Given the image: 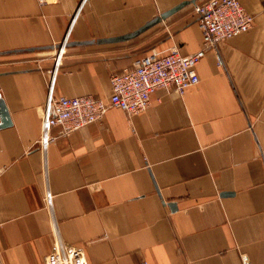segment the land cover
I'll use <instances>...</instances> for the list:
<instances>
[{"label":"crops","instance_id":"obj_1","mask_svg":"<svg viewBox=\"0 0 264 264\" xmlns=\"http://www.w3.org/2000/svg\"><path fill=\"white\" fill-rule=\"evenodd\" d=\"M182 1L0 0V264H44L56 237L87 264H264V0H239L252 26L205 50L184 92L38 144L50 93L107 100L150 48L200 49L195 3L97 41Z\"/></svg>","mask_w":264,"mask_h":264},{"label":"built area","instance_id":"obj_2","mask_svg":"<svg viewBox=\"0 0 264 264\" xmlns=\"http://www.w3.org/2000/svg\"><path fill=\"white\" fill-rule=\"evenodd\" d=\"M193 9L202 31L200 49L183 54L176 46L150 48L138 55L130 68L110 75V96L107 100L91 94L64 96L50 93L38 144L45 149L57 137L100 120L111 107L130 115L142 112L150 106L151 94L158 88L173 87L179 93L184 92L198 82L196 64L205 50L248 30L254 21V16L245 10L239 0H198ZM54 127L57 128L55 132ZM45 199L49 203V193ZM43 263L87 264L88 261L83 246L56 237Z\"/></svg>","mask_w":264,"mask_h":264},{"label":"water","instance_id":"obj_3","mask_svg":"<svg viewBox=\"0 0 264 264\" xmlns=\"http://www.w3.org/2000/svg\"><path fill=\"white\" fill-rule=\"evenodd\" d=\"M197 0H184L182 2H180L179 4H176L175 6H173L172 8L161 12L160 14H158L157 16L153 17L152 19L148 20L146 23H144L142 26H140L139 28L135 29L134 31L127 33L125 35L122 36H116V37H108V38H101L99 40H97L98 42H114V41H122V40H126L132 37H135L137 35H139L140 33L144 32L145 30L149 29L150 27L156 25L157 23L163 21L164 19H166L167 17H169L170 15H172L173 13H175L176 11H178L179 9H181L182 7H184L187 4L190 3H195ZM73 43L75 44H79V43H83V42H63L62 44H58L55 47H60L63 45L69 46L72 45ZM53 47V46H51ZM31 50H33V48H31ZM21 50H14V52H19ZM12 121L10 118V114L7 108V105L3 99V97L0 94V128L6 127L11 125ZM170 206H172V208H174V204H171Z\"/></svg>","mask_w":264,"mask_h":264},{"label":"rangeland","instance_id":"obj_4","mask_svg":"<svg viewBox=\"0 0 264 264\" xmlns=\"http://www.w3.org/2000/svg\"><path fill=\"white\" fill-rule=\"evenodd\" d=\"M192 11L194 12V9L192 8ZM195 13V12H194ZM167 33H168V31H169V29L167 28V27H165V29H164Z\"/></svg>","mask_w":264,"mask_h":264}]
</instances>
